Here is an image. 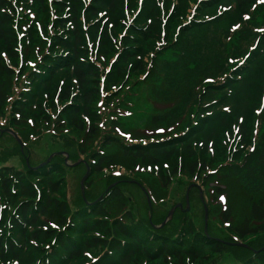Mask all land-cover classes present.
<instances>
[{"label":"trees","instance_id":"1","mask_svg":"<svg viewBox=\"0 0 264 264\" xmlns=\"http://www.w3.org/2000/svg\"><path fill=\"white\" fill-rule=\"evenodd\" d=\"M159 35L169 58L198 68L217 60L238 74L201 76L184 117L163 111L130 131L121 123L129 78L144 71L148 50L160 58ZM254 65L264 71V0H0V117L24 142L3 134L23 166H0V264H264V73L258 99H233ZM206 89L219 96H202ZM49 128L55 138L68 129V151L85 158L72 195L63 157L27 165L33 139ZM220 132L221 144L211 139ZM115 167L135 177L105 174ZM132 180L152 198L151 220L129 206L125 187H140ZM114 182L97 201L99 184ZM195 183L190 211L156 227L176 204L185 209Z\"/></svg>","mask_w":264,"mask_h":264},{"label":"rangeland","instance_id":"2","mask_svg":"<svg viewBox=\"0 0 264 264\" xmlns=\"http://www.w3.org/2000/svg\"><path fill=\"white\" fill-rule=\"evenodd\" d=\"M157 41L160 42V49H158V51L155 53L160 58L153 59L151 51H150L151 52L150 58H148V55L150 54L148 50L147 51L148 55L146 54L144 58L145 61L144 71L140 70V72L131 75L132 77L129 78V82H128L129 90L128 93L125 95V100H124V105L127 108L124 109L123 112L124 116L122 117L121 123L123 124L124 127H127L126 129H130V131L133 130L137 131L143 129L147 125L148 121L152 119V117L162 114L161 112L163 111H168L169 113H171V114L164 113L168 116L184 117L187 111V108L184 105L191 95L190 86L193 87L194 91H200L203 88L204 82L200 78L201 76H214L216 74H219L223 78L227 75V73L230 70L231 73L234 72L235 74H238L236 68L233 69L232 67H230L229 71H227V66H225L222 62L217 60L209 62L207 64L208 68L206 67L198 68L194 60L190 58H185L184 56L183 58H169V54L166 53V51L162 47L166 39L163 37V35H159ZM154 57H156V55H154ZM255 66L256 65L252 67L253 69L251 68L247 70L244 77L245 79H243L242 76L238 77L243 82L237 84L233 94L234 100H237L238 98H242V97H246L250 100L251 99L253 100L254 98L255 99L259 98L256 97V93L260 85V78L263 76L264 71L263 69L260 68L255 69ZM184 85L187 86V89L185 90L182 89V86ZM206 93H208L207 98L209 99H214L219 96L218 94L212 95L210 91L208 92V89L203 91L202 96H205ZM177 97L181 99L178 100L177 108H175L176 106L167 108L169 106L167 102L177 100L176 99ZM153 98L157 99V101H154ZM259 112L260 111L258 110L256 111V113ZM243 116L247 118L246 114H243ZM190 119L194 120L195 115H193V117L189 118L187 121H189ZM218 125H219L218 122H216L214 125L216 130L218 128ZM4 126H5V120L3 117H0V131L2 135L0 136V158H4L7 160L5 163H0V166L13 165L17 169L19 168L22 169L23 157L20 156L19 154L16 156L11 155L12 151L15 149V144L13 141L9 140L5 135H3L5 133H8L14 136V134L12 133V131H10V129L7 128V126H5V128ZM213 127L210 128L212 129ZM55 133L56 132L54 129L49 128L47 132L43 133L41 139L38 140L37 138H34L33 139L34 144L31 146L32 151L30 152L29 156H26V162L28 167H30L33 162L34 163L39 162L44 158H46L44 159L45 162L48 163L54 158L63 157L65 159L66 165L69 167L68 173H69L70 183L68 190L69 193L72 195L76 190L79 182V178H78L79 171L74 169H76V167L80 166L81 164L84 163L86 164V161L83 155H80L79 158L76 159L73 150L68 151L65 141L66 134L68 133L71 135L68 129L67 130L65 129V131L62 132L63 134L57 136L56 138L54 137ZM121 134L129 142L132 141L131 137L129 136V133L121 132ZM211 136H212L211 139L214 140L217 139L221 144V140L223 139L222 136H224V132L223 134L222 132H220L219 134L216 135L212 134ZM199 139L202 140L203 137L201 136L199 137ZM17 141L19 142V140ZM167 142L169 141H162L161 143L158 144L160 145ZM19 143L21 146L24 145L22 139L21 142ZM174 146L179 152L178 153L179 157L182 156L184 153H186L181 150L182 147L180 144H176ZM155 152H156L155 154L158 156L163 155L162 154L163 149H158ZM197 152L199 153L200 150H197ZM38 167H42V165H39ZM105 174H107L108 176L109 175L111 176V174L112 175L115 174L118 176L127 175L131 177L133 176L135 177V174L133 172H129L125 168H121V167H115L112 170L109 169L106 171ZM136 177L142 178L147 183L154 180V175L146 171L144 168L138 169V174L136 175ZM131 182L138 183L137 181H133V180ZM115 183L118 184L117 182H114L107 187L104 185V183L99 184L100 189H102V191L104 190L101 196L107 194L109 190L116 185ZM138 184L140 186L139 187L140 189L131 185L125 187L130 193L129 197H131V202L129 203V206L135 211L136 210L141 211V213L145 216L148 215L147 217H149V219L151 220L154 211L152 198L148 193L147 189L144 187V185H142L141 183ZM192 188L193 187L189 185L187 187V190L190 191ZM201 192H203V190H201L200 188L199 194ZM156 210L159 213L162 212V210H158V209ZM165 224H166V220L163 221L162 226ZM208 227H209V217L207 221V229ZM230 256L232 255L228 254L225 257H230Z\"/></svg>","mask_w":264,"mask_h":264},{"label":"water","instance_id":"3","mask_svg":"<svg viewBox=\"0 0 264 264\" xmlns=\"http://www.w3.org/2000/svg\"><path fill=\"white\" fill-rule=\"evenodd\" d=\"M88 175H89V172H87V174H86V175L84 176V178L82 179V181H81V185H82V187H84V183H85V180L87 179ZM187 202H189V201L187 200ZM204 206H205L206 219H207L208 212H207V207H206L205 202H204ZM172 213H173V210L171 211L170 214H172Z\"/></svg>","mask_w":264,"mask_h":264}]
</instances>
